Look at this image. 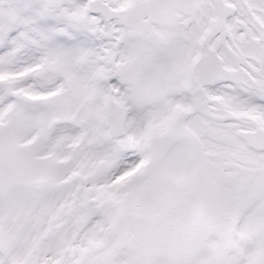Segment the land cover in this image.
<instances>
[{
  "label": "snow or ice",
  "instance_id": "1",
  "mask_svg": "<svg viewBox=\"0 0 264 264\" xmlns=\"http://www.w3.org/2000/svg\"><path fill=\"white\" fill-rule=\"evenodd\" d=\"M0 264H264V0H0Z\"/></svg>",
  "mask_w": 264,
  "mask_h": 264
}]
</instances>
